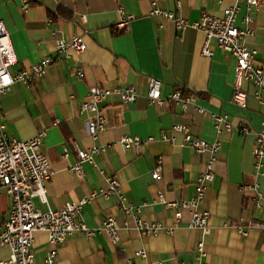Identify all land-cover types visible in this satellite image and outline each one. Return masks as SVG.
Wrapping results in <instances>:
<instances>
[{
    "label": "crops",
    "instance_id": "crops-1",
    "mask_svg": "<svg viewBox=\"0 0 264 264\" xmlns=\"http://www.w3.org/2000/svg\"><path fill=\"white\" fill-rule=\"evenodd\" d=\"M27 2V6H24ZM152 0H0V20L10 33L18 64L13 71L28 69L48 56L56 55L57 41H69L80 35L87 49L78 57L54 63L46 76L32 85L15 83L8 94L0 95V123L10 138L25 141L46 131L41 152L51 164V178L46 184L47 203L39 198L41 211L63 207L68 202L90 196L107 188L100 173L122 178L127 201L141 208V217L175 227L172 235L142 236L134 218L124 213L117 196L99 195L84 205L78 221L98 228L108 217L116 219L120 242L114 244L106 233L87 238L69 237L57 247L54 264H197V245L204 243L206 264H264V235L251 229L247 236L239 227L264 223V206L254 204L255 191L244 186L258 184L264 194V167H255L253 150L256 132L263 129L264 105L256 97L257 88L245 84L248 106L239 108L231 102L235 78V57L213 42L211 59L202 54L205 34L199 30L177 31L161 17L151 16ZM236 0H160L161 8L175 11L194 22L204 13L221 17ZM236 26L247 28L246 3ZM132 17L127 28L118 27L119 8ZM246 38L250 50H257L255 65L264 66V7L252 11ZM53 31L56 35L53 36ZM80 67L84 76L76 75ZM162 81V96L175 91L192 98L187 110L169 103H150L147 91L150 79ZM133 86L135 102L124 104L113 96L104 112L106 129L95 142L87 133L86 113L81 111L93 86L111 89ZM206 109L203 115L197 107ZM212 114H228L231 132L219 135ZM176 124L190 127L194 136L222 142L216 165V178L209 186L199 211H208L209 231L191 229V210H183L177 221L175 211L158 202L159 193L168 201L191 200L196 195L198 176L204 170V157L183 145V135L173 132ZM246 125L249 134L241 133ZM175 140H165L163 135ZM123 136L153 138L139 152L123 150L118 141ZM74 142L81 148L94 145L106 148L95 155L97 167L85 163L84 175L70 171L78 162ZM160 164L161 179L152 176ZM264 163V160H263ZM12 197L0 187V224L8 220ZM46 232H37L33 244L36 264H46L49 250ZM145 251L146 256H135ZM8 247H0V262L10 258ZM131 261V262H129Z\"/></svg>",
    "mask_w": 264,
    "mask_h": 264
},
{
    "label": "built area",
    "instance_id": "built-area-1",
    "mask_svg": "<svg viewBox=\"0 0 264 264\" xmlns=\"http://www.w3.org/2000/svg\"><path fill=\"white\" fill-rule=\"evenodd\" d=\"M160 0H152L151 16L161 17L170 21L175 29L184 32L188 29L199 30L205 34V42L202 54L211 59L214 50L211 48L213 42L223 50L230 52L236 60L235 78L233 83V95L231 102L242 109L248 106V93L244 88L245 84H250L257 88L256 97L264 105V66L255 65L257 50H250L246 45V38L252 33L249 24L253 21L252 11H258L264 7V0H236L246 3L248 13L244 22L247 28L240 29L236 26L237 17L240 10L238 3L225 8L221 17L204 13L200 20L191 22L175 11H168L159 5ZM221 2L222 0H217ZM24 6H27V2ZM120 21L118 27L127 28L132 17L129 16L123 7L119 8ZM56 31H53V36ZM87 49L86 42L80 35H74L69 41H57L56 55L48 56L34 64L28 69L13 71L19 60L16 55L14 45L5 23L0 20V95L8 94L15 83L32 85L46 76L48 69L54 63L62 62L70 58L69 51L72 50L78 57L82 56ZM76 75L83 77L84 73L80 67L76 68ZM162 81L152 78L149 81L147 98L150 103L165 104L181 107L187 110L192 104L190 96H184L180 91H175L168 98H164L161 92ZM117 96L124 104L133 103L138 98L137 90L127 85L120 88H107L93 86L85 102L81 106V111L88 116L87 133L93 141H97L100 133L106 129V117L104 112L110 99ZM1 109V104H0ZM199 114L203 115L206 111L203 107H197ZM1 117V114H0ZM216 132L219 135L233 130V125L229 121L228 114H212ZM263 129L257 131L256 143L253 150L255 167L261 174L264 167V118L262 121ZM6 126L0 123V187L5 188L12 197V207L8 220L0 224V247H8L11 251L10 258L0 264H36L33 244L37 232H46L48 242L53 246L48 252L45 260L46 264H54L57 257V247L64 243L69 237L80 234L91 238L99 233H106L114 244L120 242L118 234L119 226L115 218L108 217L102 221L98 228H89L85 223L78 221L84 205L91 202L95 197L102 195L105 197L117 196L120 200L124 213L134 218L135 228L142 236H158L162 233L172 235L175 227H167L160 222H148L144 220L140 213L141 208L133 206L127 201L123 191L122 178L116 174H107L104 170L100 173L105 178L107 188L94 191L90 196H84L78 201L68 202L61 208H48L41 211L36 207L35 200L39 198L43 203H47L46 184L51 178V164L48 158L41 152V146L46 131H40L36 136L29 140L19 141L10 138L6 134ZM173 132L183 135V145L191 147L198 156L204 157V170L198 176L196 184V195L191 200L168 201L163 193H159L158 202L168 209L175 211V218L180 221L183 210H191V218L188 223L191 229H200L204 233L209 231L208 222L210 212L199 211L198 206L204 202L209 186L216 178V165L218 154L222 147V142L217 139L208 142L194 136L190 127L176 124L172 128ZM251 128L244 125L241 133L249 134ZM163 139L174 141L166 134ZM153 138L142 140L139 137L123 136L118 141L123 150H139L151 142ZM74 149L78 156V162L71 166L70 171L78 176L84 175V164L89 163L95 167V155L103 152L106 148L94 145L91 148L83 149L74 142ZM160 164L152 170L155 180L161 179ZM258 184L244 186V189L255 191L254 204L259 210L264 206V194L257 191ZM259 229L264 235V223L250 224L246 228L239 227V232L247 236L251 229ZM199 258L197 264L202 262L205 256L204 243L200 241L197 245ZM135 256H146L145 251L135 252ZM131 262V261H129Z\"/></svg>",
    "mask_w": 264,
    "mask_h": 264
}]
</instances>
